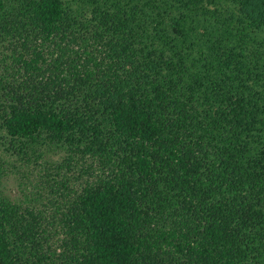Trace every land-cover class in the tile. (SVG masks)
<instances>
[{
  "label": "trees",
  "instance_id": "16d2710c",
  "mask_svg": "<svg viewBox=\"0 0 264 264\" xmlns=\"http://www.w3.org/2000/svg\"><path fill=\"white\" fill-rule=\"evenodd\" d=\"M0 36V129L67 154L21 201L0 158V264H264V0H0Z\"/></svg>",
  "mask_w": 264,
  "mask_h": 264
},
{
  "label": "rangeland",
  "instance_id": "374dc122",
  "mask_svg": "<svg viewBox=\"0 0 264 264\" xmlns=\"http://www.w3.org/2000/svg\"><path fill=\"white\" fill-rule=\"evenodd\" d=\"M10 53L8 41L0 36V75H4L6 66L11 65ZM6 56H8V63L2 61V58ZM10 142V137L3 129H0V158L5 161L4 166L6 168V174L1 182V189L13 201H21L25 199L26 195L30 196L35 191V183L38 182L39 175L43 173L44 167L38 165L37 162L47 160L56 166L61 164L67 154L64 150H50L46 151L43 159L39 161L32 159L28 162L22 159V156L18 154V150L14 149ZM41 149L45 148L41 147ZM80 169V166L73 167L70 174L79 175ZM61 170L63 173L66 172L63 169ZM55 171L57 169L54 167L53 172Z\"/></svg>",
  "mask_w": 264,
  "mask_h": 264
}]
</instances>
